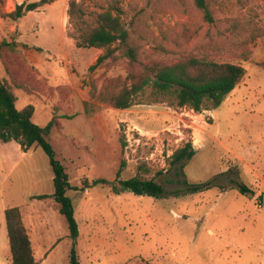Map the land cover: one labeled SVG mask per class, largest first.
Instances as JSON below:
<instances>
[{"label":"rangeland","instance_id":"obj_1","mask_svg":"<svg viewBox=\"0 0 264 264\" xmlns=\"http://www.w3.org/2000/svg\"><path fill=\"white\" fill-rule=\"evenodd\" d=\"M24 1L39 0H0V44L16 46L5 49V60L16 74L30 69L40 87L28 94L13 85L16 107L32 105L42 127L55 118L49 141L75 187L68 195L80 234L71 238L54 201V172L42 147L25 151L0 140V264H12L10 207L47 215L50 264H71L73 248L82 264H264V0H207L213 22L196 0H78L82 12L74 18L70 0H49L19 20L5 16ZM107 9L120 12L129 30L141 61L135 67L119 48L92 68L106 49L76 44ZM190 57L240 64L246 75L216 108L206 100L195 111L149 86L127 109L101 103L86 115L85 102L94 103L93 91L109 81L148 61ZM0 75L8 78L1 61ZM189 142L194 157L170 164ZM122 160L123 179H154L165 197L94 184L116 182ZM239 183L253 193H241Z\"/></svg>","mask_w":264,"mask_h":264},{"label":"trees","instance_id":"obj_2","mask_svg":"<svg viewBox=\"0 0 264 264\" xmlns=\"http://www.w3.org/2000/svg\"><path fill=\"white\" fill-rule=\"evenodd\" d=\"M47 3L49 0L24 1L17 4L16 8L7 12L5 16L19 20L28 12ZM196 4L204 10L205 17L213 22L214 18L207 0H196ZM81 12V3L78 0H70L69 16L74 18L80 16ZM76 44L78 47L106 49V52L97 58L92 68L113 57L119 48L122 49L121 55L127 59L130 65L135 67L136 64L141 63L138 51L131 43L129 30L122 21L120 12L114 13L112 9L101 12L98 15V24L81 33ZM5 49L14 50L16 46L6 41L0 44V61L5 66L8 75V78L0 75V140L5 143L14 140L25 151L38 145L47 153L54 172L55 191L52 196L59 205V212L68 223L71 238L76 240L80 234L79 226L75 218L73 200L68 195V191L75 189V187L70 183L66 167L58 160L57 152L49 141V136L55 126V118L42 127L32 120L34 114L32 105L21 110L16 107L17 99L12 91L13 85L28 94L39 93L40 87L28 75L30 69L21 74H16L11 69L13 65L10 64L14 63L5 60ZM140 65L139 70L129 71L124 80H111L101 90L95 89L92 93L94 103L85 102L86 115L93 116L97 113L101 103L113 105L118 109H127L135 103L136 97L149 86L160 93L173 94L178 100V105L190 106L195 111H200L206 100H210L213 107L216 108L221 105L228 94L234 91L246 75V69L240 64L220 63L197 57H190L173 63L152 60ZM110 83L113 84V87ZM122 145L124 146L125 142ZM195 154L196 150L189 142L173 153L170 164L184 163L193 158ZM125 165L126 161L122 160L117 171L116 182L102 178L95 180L94 184L110 185L115 194L130 190L137 195H149L155 198L165 197L164 186L154 179H146L140 175L123 179L121 173ZM210 183L199 187H209ZM86 186L88 187V184ZM238 188L241 193H253L252 188L244 183H239ZM45 197L47 196H40V198ZM5 219L12 264H38L20 208H8ZM70 263L82 264L74 248L71 251Z\"/></svg>","mask_w":264,"mask_h":264},{"label":"crops","instance_id":"obj_3","mask_svg":"<svg viewBox=\"0 0 264 264\" xmlns=\"http://www.w3.org/2000/svg\"><path fill=\"white\" fill-rule=\"evenodd\" d=\"M22 216L29 232L34 255L36 260L38 261V264H50L51 262L48 259L51 250H49L48 247L45 246L46 240L51 238L50 226H52V224L49 218L47 217V215L43 214L42 211H37L35 210V208L30 210L28 214H22ZM54 239L60 241L61 237L60 235L55 234Z\"/></svg>","mask_w":264,"mask_h":264}]
</instances>
